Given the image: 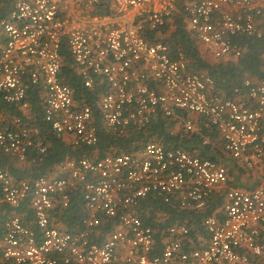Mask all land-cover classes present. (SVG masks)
I'll list each match as a JSON object with an SVG mask.
<instances>
[{"label": "built area", "instance_id": "obj_1", "mask_svg": "<svg viewBox=\"0 0 264 264\" xmlns=\"http://www.w3.org/2000/svg\"><path fill=\"white\" fill-rule=\"evenodd\" d=\"M179 6L216 60L243 58L249 40L264 47V0H0L1 154L21 164L47 156L42 129L2 108L29 110L32 90L53 136L98 146L92 108L61 80L64 46L83 85L101 86L107 130L125 136L158 114L187 113L179 121L186 132L203 117L223 145L211 158L153 142L135 153L66 159L53 177L30 180L0 167V264H252L264 256V79H245L234 99L214 93L215 81L190 72L166 42ZM231 160L246 179L230 187ZM220 190L222 207L203 219L197 239L186 223L158 235L139 214L150 196L203 212ZM78 195L81 228L61 229L54 213Z\"/></svg>", "mask_w": 264, "mask_h": 264}, {"label": "trees", "instance_id": "obj_2", "mask_svg": "<svg viewBox=\"0 0 264 264\" xmlns=\"http://www.w3.org/2000/svg\"><path fill=\"white\" fill-rule=\"evenodd\" d=\"M163 32L167 35L166 42L171 46L172 56H175L179 51L182 52L188 60L189 71L198 73L201 76H210L215 81L214 93L218 95L234 99V89L240 87L245 79H252L255 82L264 79V62L261 59L264 47L258 41H247L249 51L243 58L214 59L213 62H210L204 57V50L200 48V44L188 31L185 14L181 6H179L178 12ZM206 52L208 53V51ZM63 58L64 65L61 80L73 90L74 99L79 105H88L92 108L98 128L99 144L96 148H74L68 145L65 140L53 136L42 116L41 96L38 90H33L30 92L28 99L35 115L33 123L42 129L48 144V153L42 162L36 164H19L0 153V167L8 168L17 179L30 180L42 176L53 177L56 175L55 167L67 158L79 160L83 157H92L95 152L98 154V158H103L108 154L135 153L153 142L162 145L166 149L178 147L204 157L213 158L216 154L223 155V145L219 133L203 117H193L195 122L193 131L186 132L180 126L179 121L191 118V115L187 113L180 114L176 118H167L162 114H158L147 128L141 131L131 129L125 136H118L107 130L97 108L98 98L102 90L101 86L95 85L92 89H87L83 85L75 70L73 59L65 46ZM2 108L6 112H11L26 120V116L20 108L7 105ZM173 130H178L177 135L171 134ZM205 140L209 141L208 145H203ZM222 204L223 191L218 194V197H215L203 212L183 211L175 205L163 203L158 197L150 196L142 202L139 214L146 224L152 226L158 232V235L170 225L186 223L190 227L191 237L197 239L199 234H205L201 227L203 219L214 214ZM83 215L82 197L78 195L69 208L56 209L53 221L61 229L76 231L81 228ZM252 264H264V256L253 261Z\"/></svg>", "mask_w": 264, "mask_h": 264}, {"label": "crops", "instance_id": "obj_3", "mask_svg": "<svg viewBox=\"0 0 264 264\" xmlns=\"http://www.w3.org/2000/svg\"><path fill=\"white\" fill-rule=\"evenodd\" d=\"M200 48L201 49H205V47L204 46H202V45H200ZM204 52V51H203ZM211 57L213 58V56L211 55ZM214 59V58H213ZM33 91V90H32ZM31 92V91H30ZM30 92H29V95H30ZM28 99H29V96H28ZM42 99V98H41ZM42 106H43V103H42ZM24 113V115L26 116V120H24L26 123H28L29 125H35L34 123H33V120L35 119L34 117H35V115H34V113H33V110H32V108H31V105H30V109L29 110H27V111H23ZM42 116H43V114H42ZM195 118V117H194ZM65 140V139H64ZM66 141V140H65ZM67 142V141H66ZM68 143V142H67ZM68 145H70V144H68ZM3 155V154H2ZM8 157V156H7ZM10 158V157H9ZM92 158H98V154L95 152V153H93L92 154ZM11 160H13L12 158H10ZM68 159V158H67ZM13 161H16V160H13ZM17 162V161H16ZM17 163H19V162H17ZM19 164H21V163H19ZM57 172V171H56ZM236 174H243V172H241L240 170H238L237 169V167H236V165L234 164H232V165H230V182H229V186L231 187V186H236V184H237V181H240L241 180V178H239L240 176L239 175H236ZM222 190V189H221ZM221 190L219 191V192H221ZM217 197H218V195H217ZM223 202H224V198H223ZM222 207V206H221ZM221 207L220 208H218L217 209V211L218 210H220L221 209ZM216 211V212H217ZM215 212V213H216Z\"/></svg>", "mask_w": 264, "mask_h": 264}, {"label": "rangeland", "instance_id": "obj_4", "mask_svg": "<svg viewBox=\"0 0 264 264\" xmlns=\"http://www.w3.org/2000/svg\"><path fill=\"white\" fill-rule=\"evenodd\" d=\"M206 52V50L204 49V57L208 60V61H210V62H213V58L211 57V54L210 53H205ZM230 164H235V161H233V160H231L230 161ZM236 175H239L240 177L239 178H241V179H246V177H244L245 176V174H236ZM239 182V181H238Z\"/></svg>", "mask_w": 264, "mask_h": 264}]
</instances>
